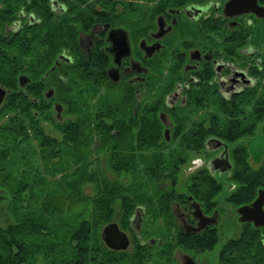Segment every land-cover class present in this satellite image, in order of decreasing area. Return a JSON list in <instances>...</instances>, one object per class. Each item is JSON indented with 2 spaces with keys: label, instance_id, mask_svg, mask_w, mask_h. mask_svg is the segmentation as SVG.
<instances>
[{
  "label": "trees",
  "instance_id": "obj_1",
  "mask_svg": "<svg viewBox=\"0 0 264 264\" xmlns=\"http://www.w3.org/2000/svg\"><path fill=\"white\" fill-rule=\"evenodd\" d=\"M62 1L68 11L77 10L66 22L64 42L54 37L62 20L53 23L49 0H0V264H171L170 244L211 251L216 226L183 232L170 204L194 200L206 212L218 211L222 204L248 203L264 189V153L252 167L247 148L257 129L264 133V17L240 14L233 33L226 39L218 32L216 42L212 21V44L225 57L238 56L254 82L227 97L191 85L195 92L168 109L171 133L165 138L158 112L184 60L172 61L162 77H148L147 99L137 100L127 85L110 87L100 53L92 60L57 58L61 48H75L76 28L87 26L90 16L74 0ZM82 11L86 17L72 25ZM20 75L26 81L19 82ZM53 103L60 105L58 116ZM42 121L59 136L47 134ZM209 137L227 145L233 185L201 164L176 188L182 164L210 154ZM160 180L167 183L159 186ZM86 184L91 194L84 192ZM114 203L116 222L130 239L124 249L108 247L99 235L113 218ZM135 208L136 230L130 220ZM239 224V233L219 246L215 264H264V225ZM152 233L161 244L147 240Z\"/></svg>",
  "mask_w": 264,
  "mask_h": 264
},
{
  "label": "flooded vegetation",
  "instance_id": "obj_2",
  "mask_svg": "<svg viewBox=\"0 0 264 264\" xmlns=\"http://www.w3.org/2000/svg\"><path fill=\"white\" fill-rule=\"evenodd\" d=\"M49 1L50 8L53 11V23L57 22L58 16L62 20V27H59L55 31L54 37L57 38L59 35L60 41L64 42L68 38L66 22L77 13V10L75 9L73 12L68 11L65 2L62 0ZM74 1L77 7L86 8L83 11L90 13V16H92L85 18V13L83 11L79 12L80 14L77 15L72 25H78L85 18L84 21L87 22V26L85 23V28L84 26L76 28L74 37L75 48H61V51L57 53V58L64 60L79 55L85 57V59L90 58L92 60L95 56H99L100 53L107 59L103 71L105 77L104 84H109L108 86L110 87L117 85L122 89L127 85L128 87H132L137 100L141 97L146 98L149 94L147 90L148 77L150 75L162 77L167 74L169 65H173L172 61L184 60L180 65V69L176 70L179 77L174 80L173 88L163 95V109L158 112V114L165 112L167 117V124L164 125L161 117L158 116V119L162 123L161 132L165 138H168L171 133V121L168 109H174L176 104L184 103L185 92L190 93L191 90L195 92L194 89H189L191 85L197 87L204 86L208 91L218 92L222 97H227L229 94L239 92L244 86L254 82L253 77L247 71V65H239L238 56L232 58L225 57L221 49L212 44V21H214L216 27L214 42L221 40V37L217 36L218 32L224 34V37L227 39L228 34L233 33L235 26H239V15L242 13L227 16L222 12L226 0ZM256 1L258 4L264 5L258 0ZM125 10L126 13L123 15ZM123 37L129 45L127 53L121 52L122 48H124L122 45L124 41ZM139 40L141 41V47L138 46ZM114 41L119 43V49L113 45ZM249 53L247 52V54ZM154 64L160 65V67L154 68ZM158 69L161 70L160 75ZM201 74L204 76L203 78L199 77ZM197 101L209 104L207 100L201 102L198 99ZM199 114L196 112V115L199 116ZM196 115L194 114V117ZM165 127L167 137L163 133ZM257 130L252 136L247 138L248 149L250 146L249 139L256 135ZM209 139L211 141L205 145V149L211 151L207 161L208 167L206 166V168L209 169L210 164V169L213 172L227 171L229 173L231 162L228 158L227 145L224 142L213 141V137H209ZM208 147L212 149H207ZM263 153L260 151L256 153L257 155H253V158L250 154V160L255 164L252 167L259 165ZM224 155L227 156L229 161L228 167L222 161ZM214 157L219 158V161L217 163H209V160L211 161ZM228 183L230 187L233 185L232 182ZM259 189L262 188H258L257 191ZM187 197L190 198V196ZM192 201L194 200H189L184 204L177 201L171 202L170 209L175 227L183 232L193 233L209 225H216L219 215L217 209L213 208L211 211L206 212L194 201L198 204L202 215H213L215 218V220L213 217L207 218L208 220L202 221L201 225L203 226L201 228H194L197 220L191 214L193 210L191 206ZM249 203L250 201L242 204ZM237 206L234 208L229 206V212H232L236 220H239V213L236 211ZM219 207L224 208L225 204ZM262 208L264 209V200ZM138 210L135 208L130 218L132 223H134L133 225H135V230L138 227V216L136 215ZM238 222H250L252 224L251 221L239 220ZM117 226L119 227L118 224ZM120 229L123 230L122 228ZM123 231L127 233L125 230ZM126 235L130 246L128 233ZM173 238L171 237V240ZM147 240L152 244L154 242L158 245L162 243L159 236L153 233ZM169 246L173 256L171 264H206L207 262L215 264L216 262V259L214 261L202 260L203 253L208 251L196 253L192 250L182 249L177 244H170ZM174 251L177 252L175 253Z\"/></svg>",
  "mask_w": 264,
  "mask_h": 264
},
{
  "label": "water",
  "instance_id": "obj_3",
  "mask_svg": "<svg viewBox=\"0 0 264 264\" xmlns=\"http://www.w3.org/2000/svg\"><path fill=\"white\" fill-rule=\"evenodd\" d=\"M222 12L226 14L227 16L234 15V14H240V13H246L250 12L258 17H264V5L258 4L256 0H226L223 6ZM124 39V37H123ZM112 41V40H111ZM117 42V41H116ZM114 41L113 45L117 46V49H119V43H116ZM123 47L122 53H127L129 51V45L128 42L124 39L123 41ZM138 46L141 47V41L139 40ZM26 77L23 75L19 76V82L26 81ZM4 90L2 87H0V100L3 96ZM50 90L45 93V95H49ZM53 108L55 111V114L58 116L60 111V105L59 103H53ZM159 117H161V120L163 121V124L166 125L167 117L165 112H160L158 114ZM164 135L167 137V131L166 127L163 130ZM225 148V147H224ZM225 151V149H224ZM219 161V158L214 157L211 159L212 163H217ZM222 161L226 167L229 166V161L227 159V156L224 155L222 157ZM215 165V164H214ZM264 200V190L259 189L257 191V195L250 201L249 204H242L236 207V211L239 213L238 219L240 221H251L253 225H262L264 224V209L262 208V202ZM191 206L193 207V210L191 211V214L196 217V226L194 228L199 229L203 225H201L202 221L207 218H212L213 215L205 216L202 215L199 206L196 202L192 201ZM214 212V211H213ZM215 220V218L213 217ZM99 235L104 242L105 245H107L110 248L114 249H124L128 245V238L126 233L121 230L115 221H109L106 222L100 229Z\"/></svg>",
  "mask_w": 264,
  "mask_h": 264
},
{
  "label": "rangeland",
  "instance_id": "obj_4",
  "mask_svg": "<svg viewBox=\"0 0 264 264\" xmlns=\"http://www.w3.org/2000/svg\"><path fill=\"white\" fill-rule=\"evenodd\" d=\"M125 13H126V10L123 12V15H125ZM115 88L118 90L120 89L119 86H117ZM118 90H117V92H119ZM41 124H42L43 130L47 134L54 136V137L59 136L58 131H56L52 125H50L49 123H47L45 121H42ZM249 142H250L249 149H250V154H251L252 158H253V155H257L256 153H259L260 151L264 152V133L261 130H257L256 135H254L251 139H249ZM254 151H256V152H254ZM209 157H210V154H208L207 156H203L202 154H200L199 156H194V157H191L189 160H187L181 166V169L177 173L178 177L176 179V181H177L176 187L178 189L182 188L183 183L185 181V178L190 171H192L193 169H195L196 167H198L201 164H204L205 166H207V161H208ZM209 163H210V160H209ZM248 163L251 166H255V164L250 160V157H248ZM94 165H96V161H94ZM209 171L215 178L219 179V181L221 183L226 184L228 181H230L227 178V174H228L227 171L213 172L210 169V164H209ZM157 183L159 186H162V185L166 184L167 182L160 180ZM83 190L86 194H91V187L89 184H86L84 186ZM1 207H3V205H1ZM117 211H118L117 203H114L113 218H111L109 221H115L116 222ZM1 213H3V212H1ZM218 213H219V215H218V219H217V222L215 225L217 228L218 239H217L216 243L214 244L213 248L211 249V251L203 253L202 260L207 259L209 261H211V260L214 261L219 246L226 239L237 235V233L239 231V228H240V224L238 222L239 220H236L234 214L232 212H229V205L227 203H226L224 208H220L218 210ZM109 221H107V222H109ZM127 246L129 247V245H127ZM206 264H211V263L207 262Z\"/></svg>",
  "mask_w": 264,
  "mask_h": 264
}]
</instances>
